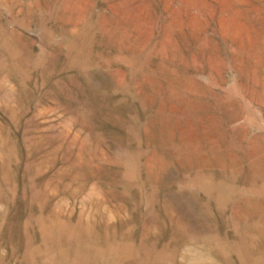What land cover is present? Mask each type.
Listing matches in <instances>:
<instances>
[{
  "label": "rangeland",
  "instance_id": "1",
  "mask_svg": "<svg viewBox=\"0 0 264 264\" xmlns=\"http://www.w3.org/2000/svg\"><path fill=\"white\" fill-rule=\"evenodd\" d=\"M0 264H264V0H0Z\"/></svg>",
  "mask_w": 264,
  "mask_h": 264
}]
</instances>
